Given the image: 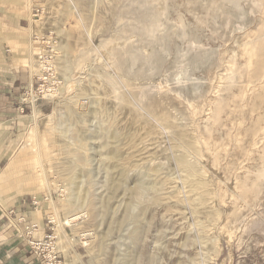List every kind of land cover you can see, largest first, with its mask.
I'll return each mask as SVG.
<instances>
[{"label":"rangeland","instance_id":"obj_1","mask_svg":"<svg viewBox=\"0 0 264 264\" xmlns=\"http://www.w3.org/2000/svg\"><path fill=\"white\" fill-rule=\"evenodd\" d=\"M85 1L22 0L29 17L39 8L36 36L51 31L55 39V74L45 84L57 93L45 95L43 87L35 92L0 178L4 198L47 197L39 206L50 218L56 211L60 221L79 211L59 232L53 226L55 250L65 259L76 253L79 264H264V0H239V7L222 0ZM155 22L152 40L142 29ZM40 47L33 49L36 65ZM155 49L162 52L158 59L148 55ZM216 96L221 102H214ZM210 106L219 115L209 113ZM74 117L85 130L81 153L93 171L84 174L83 162L71 168L79 171L82 193L92 189L98 196L96 220L86 207L67 209L60 191L69 186L59 170L75 150V135L66 131L72 125L78 131ZM34 133L47 141L45 183L38 176ZM115 219L122 223L114 228Z\"/></svg>","mask_w":264,"mask_h":264},{"label":"crops","instance_id":"obj_2","mask_svg":"<svg viewBox=\"0 0 264 264\" xmlns=\"http://www.w3.org/2000/svg\"><path fill=\"white\" fill-rule=\"evenodd\" d=\"M22 0H0V178L16 145L21 131L33 110V103L23 100V92L33 89L37 83L35 54L33 49L37 27L31 26L30 19ZM33 7L31 12L34 16ZM43 31L42 34H44ZM3 178V177H2ZM0 179V264H39V259L29 248L24 236L4 217L2 211L14 208L24 214L27 220H34L39 228L36 236L46 233L45 211L43 204L35 207L30 197L19 199L5 197L1 191ZM3 194V195H2ZM45 199H41L43 202ZM7 206V207H5ZM2 210V211H1ZM42 224V228L40 227ZM22 226H20V231ZM42 230V232H41ZM70 264H79L77 254L66 258ZM68 262V263H69Z\"/></svg>","mask_w":264,"mask_h":264},{"label":"bare ground","instance_id":"obj_3","mask_svg":"<svg viewBox=\"0 0 264 264\" xmlns=\"http://www.w3.org/2000/svg\"><path fill=\"white\" fill-rule=\"evenodd\" d=\"M85 1V0H84ZM93 1H95V0H93ZM150 1V0H149ZM157 1V0H156ZM166 1V0H165ZM30 2H31V0H26V4H28V5H30ZM83 2V1H82ZM86 2V1H85ZM99 2V1H98ZM158 2L159 1H157V2H155V4L157 3L158 4ZM222 2H228V3H230V5L232 6V7H239V0H222ZM244 2V1H243ZM243 2H241V3H243ZM258 2H260V0H258ZM72 3V2H71ZM126 3H127V1H126ZM125 3V4H126ZM165 3V2H164ZM215 4H216V2H214ZM83 4V3H82ZM85 4H87L88 5V2L87 3H85ZM124 3H123V5H125ZM128 4V3H127ZM154 4V2H153V4L152 5H155ZM161 4V3H160ZM213 5V4H212ZM75 6V5H74ZM80 6H82V5H80ZM86 6V5H85ZM136 6V5H135ZM134 5L132 6V7H135ZM160 5H158V7H159ZM163 6V5H162ZM153 7V6H152ZM152 7H151V10L153 11V9H152ZM155 7H157V5L155 6ZM180 7V6H179ZM209 7V6H208ZM207 7V8H208ZM85 8V7H84ZM165 8V7H164ZM242 8H243V5H242ZM251 8V7H250ZM77 9V8H76ZM155 9V8H154ZM178 9V8H177ZM209 9V8H208ZM235 9H237V8H235ZM249 9V8H248ZM156 10V9H155ZM163 10V9H162ZM244 10V9H243ZM147 11V10H146ZM178 11H180V10H178ZM208 12H209V10H207ZM219 11V10H218ZM254 11V10H253ZM120 12V11H119ZM147 12H149V10L147 11ZM155 12H157V10L155 11ZM207 12V13H208ZM249 12V11H248ZM145 13V12H144ZM158 14L160 13V12H157ZM206 13V12H205ZM206 13V14H207ZM222 13V15H223V12H221ZM153 14V17H154V13H152ZM178 14H179V12H178ZM181 14V13H180ZM185 14V13H184ZM209 14V13H208ZM107 15H109L108 13H107ZM183 15V14H182ZM204 15V14H203ZM33 16V14L32 15H30V23H31V26H35L36 24H38L39 23V20L41 19V17L40 18H34V16ZM41 16V15H40ZM156 16H157V18L159 17L157 14H156ZM162 16V15H161ZM160 16V17H161ZM208 16V15H207ZM209 17V16H208ZM227 17V16H226ZM95 18V17H94ZM209 18H211V17H209ZM111 19V18H110ZM120 19V18H119ZM118 19V20H119ZM153 18H151V20H152ZM178 19H180V17L178 18ZM188 19V18H187ZM198 19H199V17H198ZM226 19V18H225ZM227 19H228V17H227ZM202 20V19H201ZM214 20V19H213ZM221 20V19H220ZM120 21V20H119ZM153 21V20H152ZM155 21H156V19H155ZM181 21V20H180ZM179 21V22H180ZM183 21H184V19H183ZM182 21V22H183ZM203 21V20H202ZM139 22V21H138ZM143 22V21H142ZM147 22H148V20H147ZM228 22V21H227ZM226 22V23H227ZM112 23V22H111ZM141 23V22H140ZM148 23H150V22H148ZM202 23H204V21L202 22ZM142 24H144V22L142 23ZM146 24V23H145ZM160 24V23H159ZM159 24L157 23V22H155V23H153V25H151L152 27L150 28V27H148L149 29H147V30H144L145 29V27H146V25H145V27L142 29L143 30V34L144 35H148L149 37H151V39L153 40V36H155V34H154V32L156 33L157 31H156V29H158V27H159ZM180 24H181V22H180ZM184 24H185V22H184ZM228 24V23H227ZM139 25V24H138ZM262 25V24H261ZM107 26V25H106ZM144 26V25H143ZM142 26V27H143ZM149 26H150V24H149ZM213 26V25H212ZM217 26V25H216ZM259 26V25H258ZM133 27V26H132ZM141 27V28H142ZM181 27V26H180ZM184 27V26H183ZM183 27H181V29H182V34H185V31H184V28ZM138 28V27H137ZM140 28V27H139ZM160 28H162V26L160 27ZM134 29V28H133ZM169 29V28H168ZM215 29V28H214ZM213 29V30H214ZM133 31V30H132ZM131 31V32H132ZM140 32V31H139ZM139 32L137 33V31H136V35H142L141 33L139 34ZM187 32V31H186ZM214 32V31H213ZM236 33V32H235ZM239 33V32H238ZM132 34V33H131ZM160 34V33H159ZM134 35V34H133ZM167 36V35H166ZM148 37V38H149ZM163 37V36H162ZM168 37V36H167ZM148 38H146V40L148 39ZM127 39V38H126ZM136 39H137V37H136ZM159 39V38H158ZM110 41V40H109ZM148 41H150V40H148ZM164 41H165V39H164ZM163 41V42H164ZM136 42H138L137 40H136ZM135 42V43H136ZM143 42V41H142ZM167 42V41H166ZM192 42V41H191ZM113 43V42H112ZM165 43V42H164ZM222 43V42H221ZM67 44V43H66ZM128 44V43H127ZM132 44V43H131ZM153 45H154V42L152 43ZM151 44V47L153 46ZM158 44V43H157ZM161 44V43H160ZM200 44H202V42L200 43ZM83 45H85L84 43H83ZM87 45V44H86ZM109 46V45H108ZM111 46V45H110ZM155 46V45H154ZM158 46H160V45H158ZM161 46H162V44H161ZM160 46V47H161ZM163 46H165V48H166V46H168V45H164L163 44ZM55 47V46H54ZM57 47V46H56ZM66 48H67V46H65ZM135 47V46H134ZM144 47V46H143ZM147 47V46H146ZM145 47V48H146ZM149 47V46H148ZM82 48L84 49V47H81V49H79V50H82ZM133 48V47H132ZM162 48H164V47H162ZM218 48V47H217ZM60 49V48H59ZM65 49V48H64ZM106 49V48H105ZM104 49V50H105ZM134 49V48H133ZM135 49H137V48H135ZM134 49V50H135ZM150 49V48H149ZM157 49V48H156ZM155 49V50H156ZM161 49V48H160ZM160 49H158V50H160ZM167 49V48H166ZM165 49V50H166ZM187 49V48H186ZM77 50V49H76ZM123 50H125V49H123ZM131 50V49H130ZM139 50V49H138ZM147 50V49H146ZM158 50H156V51H153L152 50V52L150 53V54H148V55H150L151 56V58L153 59H158V58H160V55H161V53L162 52H160V51H158ZM168 51H169V49H167ZM189 50H191V49H189ZM64 51H68L67 49L66 50H64ZM74 51V50H73ZM106 51V50H105ZM104 51V52H105ZM108 51V50H107ZM141 51H142V49H141ZM161 51H163L164 52V49H162ZM192 51V50H191ZM84 53H85V55H86V52L85 51H83ZM83 52H82V54H83ZM87 52H88V50H87ZM112 51H109V54L111 53ZM134 52V51H133ZM140 52V51H139ZM143 52V51H142ZM146 51H144L143 53H145ZM148 53L150 52V50H148L147 51ZM166 52V51H165ZM78 53H79V51H78ZM107 53V52H106ZM125 55H126V57L127 58H129V59H131V61H132V63H134V61H135V57H134V55H132L131 53H130V51L128 52L127 51V49L125 50ZM130 53V54H129ZM138 53V52H137ZM167 53V52H166ZM165 53V54H166ZM68 54V53H67ZM66 54V52H65V55H67ZM135 54V53H134ZM165 54H164V56H165ZM187 54V53H186ZM80 56H81V54H79ZM78 55V56H79ZM84 55V54H83ZM108 55V54H107ZM111 55H112V53H111ZM177 55V54H176ZM188 55V54H187ZM77 55H76V57H78ZM114 56V55H113ZM150 56H148L149 57V61H150ZM163 56V55H162ZM166 56H167V54H166ZM245 56V55H244ZM70 57V56H69ZM86 57H88V55L86 56ZM122 57V56H121ZM124 57V56H123ZM147 57V58H148ZM171 57V56H170ZM247 57V56H246ZM82 58V57H81ZM85 57H83L82 58V60L84 59ZM89 58V57H88ZM138 58V57H137ZM136 58V59H137ZM242 58V57H241ZM115 59V58H114ZM139 59V58H138ZM137 59V60H138ZM152 59H151V61H152ZM186 59V58H185ZM74 60V59H73ZM87 60V59H86ZM94 60V59H93ZM118 60V59H117ZM169 60V59H168ZM167 60V61H168ZM178 60H180V59H178ZM77 61V60H76ZM84 61V60H83ZM149 62V63H152V62ZM158 61V60H157ZM183 61V60H182ZM63 62V61H62ZM78 62H79V60H78ZM77 62V64H79ZM80 62H82V61H80ZM114 62V61H113ZM116 62V61H115ZM140 62V61H139ZM144 62V61H143ZM147 62V61H146ZM178 62H180V61H178ZM232 62V61H231ZM64 63V65H65V63L66 62H63ZM91 63V62H90ZM145 63V62H144ZM154 63H156V61L155 62H153L152 64H154ZM227 64H229L228 62H226ZM226 63H224V64H226ZM181 64V63H180ZM236 65V64H235ZM66 66V65H65ZM82 66V65H81ZM93 66V65H92ZM131 66V65H130ZM132 66H133V64H132ZM135 66V65H134ZM181 66V65H180ZM67 67V66H66ZM70 67V66H69ZM152 67V66H151ZM131 68V67H130ZM65 69V68H64ZM165 68H163V70H164ZM228 69H230V68H228ZM93 70V69H92ZM132 70V69H131ZM62 71V70H61ZM66 71V69L63 71V72H65ZM217 71V70H216ZM224 71V70H223ZM228 71V70H227ZM98 72V71H97ZM152 72V71H151ZM141 73V72H140ZM204 73H206V72H204ZM209 73V72H208ZM65 74V73H64ZM143 74H144V72H143ZM153 74H154V72H153ZM168 74V73H167ZM183 74V73H182ZM207 74V73H206ZM215 74V73H214ZM218 74V73H217ZM224 74V73H223ZM89 75V74H88ZM145 75H146V73H145ZM193 75V74H192ZM201 75V74H200ZM210 75V74H209ZM222 75V74H221ZM221 75H219L220 76V78L221 77H223V76H221ZM147 76H148V74H147ZM168 76V75H167ZM190 76V75H189ZM204 76V75H203ZM207 76H208V74H207ZM218 76V77H219ZM180 77V76H179ZM188 77V76H187ZM191 78V77H190ZM109 79H111V78H109ZM211 79V78H210ZM219 79V78H218ZM46 80V79H45ZM112 80V79H111ZM111 80H109V83H111ZM192 81H194V80H192ZM200 81V80H199ZM201 81H203V80H201ZM205 81V80H204ZM219 81L221 82V80L219 79ZM47 82H48V80H47ZM91 82H93V81H91ZM90 82V83H91ZM185 82V81H184ZM186 82H189V81H186ZM191 82V81H190ZM205 82H207V81H205ZM217 82H218V80H217ZM225 82V81H224ZM228 82V81H227ZM226 82V83H227ZM90 83H88V84H90ZM94 83V82H93ZM108 83V84H109ZM208 83V82H207ZM228 83H230V82H228ZM252 83V82H251ZM182 84H184V83H182ZM210 84V83H209ZM219 84V82L217 83V85H216V83L214 84V85H216V86H219L220 87V85H222V84H220V85H218ZM238 84H239V82H238ZM255 84H257V83H255ZM259 84V83H258ZM95 85V84H94ZM93 85V86H94ZM112 85V84H111ZM113 85H116V84H113ZM213 85V84H212ZM260 85H262V87H263V84H260ZM90 86V85H89ZM96 86V85H95ZM94 86V87H95ZM44 89H45V95H53V93L54 92H52L50 89V85L48 86V84H45L44 83V85L42 86ZM72 87V86H71ZM91 87H92V85H91ZM91 87H89V88H91ZM124 87V86H123ZM209 87H212L211 86V84H210V86ZM219 87H216L218 90H219ZM222 87V86H221ZM220 87V88H221ZM257 87V86H256ZM114 88V87H113ZM150 88H151V86H150ZM214 89H215V87H213ZM86 89H87V87H86ZM149 89V88H148ZM258 89V88H257ZM261 89V88H260ZM90 90V89H89ZM143 90V89H142ZM217 90V91H218ZM47 91H49V94L47 93ZM51 91V92H50ZM71 91V90H70ZM92 91V90H91ZM144 91V90H143ZM214 91V90H213ZM216 91V92H217ZM253 92H254V94H255V90H252ZM257 92L256 93H261L262 91H260V92H258V90H256ZM116 92V91H115ZM253 92H250V93H253ZM57 93V92H56ZM56 93H54V94H56ZM143 93V92H142ZM97 94V93H96ZM119 94V93H118ZM214 94V93H213ZM233 94H235V93H233ZM262 94V93H261ZM143 95V94H142ZM130 96V95H129ZM215 96V94L213 95V97ZM220 96V95H219ZM251 96H252V94H251ZM212 98V97H211ZM211 98L209 99V101L211 100ZM215 98H217V96L215 97ZM94 99V98H93ZM96 99V98H95ZM99 99V98H98ZM256 99V98H255ZM134 100V99H133ZM251 100H252V97H251ZM136 101V100H135ZM215 101H219V99L217 98L216 100H214V102ZM140 102V101H139ZM213 102V101H212ZM211 102V104H213ZM219 102H221V101H219ZM216 103H218V102H216ZM224 103H225V101L223 102V105H224ZM251 103V102H250ZM83 104V103H82ZM209 104H210V102H209ZM209 104L207 105V106H209ZM210 104V105H211ZM222 103H220V106L222 107V105H221ZM107 105H109V104H107ZM138 105V104H137ZM213 105H215V104H213ZM217 105V104H216ZM101 106H103V105H101ZM131 106V105H130ZM212 106V105H211ZM211 106L210 107H207L208 109V111H209V113L211 112V110H210V108H211ZM218 106V105H217ZM214 107H216V106H214ZM213 106H212V108H214ZM225 107V106H224ZM68 108V107H67ZM101 108V107H100ZM106 108V107H105ZM211 108V109H212ZM69 110V109H68ZM72 110V109H71ZM69 111V112H72V111ZM103 110V109H102ZM215 110V113L217 114L218 112L216 111V110H218V109H213L212 110V112ZM64 111V110H63ZM220 111V110H219ZM257 111V110H256ZM96 112V111H95ZM99 112H102V111H99ZM104 112V111H103ZM106 112V111H105ZM211 112V113H212ZM68 113V112H67ZM66 113V114H67ZM208 113V114H209ZM221 113V112H220ZM258 113V112H257ZM263 113L264 112H262L261 114L263 115ZM69 114H72V113H69ZM77 114V113H76ZM103 114V113H102ZM216 114L214 115L215 117H217L216 116ZM63 115H65L64 113H63ZM207 115V114H206ZM205 115V116H206ZM209 115H211V114H209ZM217 115H219V114H217ZM221 115V114H220ZM256 115V114H255ZM65 116H67V115H65ZM74 115H72V117H73ZM131 116V115H130ZM163 116V115H162ZM204 116V117H205ZM264 116V115H263ZM71 117V118H72ZM76 117V116H75ZM74 117V121H75V118ZM206 117H208V118H211V117H213L212 115H211V117L210 116H206ZM219 117V116H218ZM256 117V116H255ZM132 118V117H131ZM137 118V117H136ZM263 118V117H262ZM69 119V118H68ZM213 120V119H212ZM211 120V121H212ZM262 120L263 119H260V121L262 122ZM67 121V120H66ZM76 121H78L77 122V124H75L74 122V124H75V126H78L79 124V122H81V121H79V119H76ZM210 121V120H209ZM208 121V122H209ZM210 121V122H211ZM215 121H216V118H215ZM259 121V123H261ZM71 122V121H70ZM69 122V123H70ZM264 122V121H263ZM262 122V123H263ZM72 123V122H71ZM72 123V124H73ZM215 123V122H214ZM218 123V122H217ZM37 124V123H36ZM60 124H62V120H61V123ZM87 124V123H86ZM213 124V121H212V123H211V125ZM251 124H253V122H251ZM251 124H250V127H251ZM264 124V123H263ZM210 125V126H211ZM254 125V124H253ZM214 126V125H213ZM61 127V126H60ZM74 126L72 125V126H70L69 128H67V130L66 131H68L69 133H71V134H73V136H74V138H75V142H74V144H73V146H75V147H73V148H70V150H72L73 151V157L71 158H69V159H67L66 157L64 158V159H66L65 161V163H67L68 162V164L66 165L65 163L62 165V167H61V169L59 170L58 169V167H56L58 170H59V174L61 175V176H63V177H65L68 181H69V186L68 187H61V189H60V191H62V192H64L65 191V196H66V198L64 199V205H65V207L67 208V209H72V210H75V208H76V210H78L79 209V206L81 207H86L88 210H89V212H90V216L92 217V219L93 220H96L97 219V217H98V214H100L99 213V210H98V206H97V203H98V200H97V198L96 197H98L97 195L95 196V194L93 193V191H91L92 189H89V188H87V189H89V190H86L84 193H82V191H81V186H80V181H79V177H78V175H79V171H74L75 169H72L71 167V164H72V162H83V166H85V168L84 167H82V169H86V171L84 172V174H88V173H90L91 172V166L90 167H86V166H89L88 164H90L88 161V159L87 158H85L86 156H87V154H86V156L84 157L83 155L85 154H82L81 153V150L84 148L83 147V144H86L84 141H82V142H84V143H81V139H82V137L85 135V130L83 129V128H81V127H79V129H78V131H75L77 128L76 127H74V128H76V129H72ZM55 128H59V125H57V126H55ZM212 128V127H211ZM247 128V127H246ZM86 129V128H85ZM206 129V128H205ZM247 129H249V127L247 128ZM38 130V129H37ZM104 130V129H103ZM251 129H249V131H250ZM66 131H64V132H62V135H67L68 136V132H66ZM75 131V132H74ZM66 132V133H65ZM93 132H94V130H93ZM251 132V131H250ZM249 132V133H250ZM65 133V134H64ZM209 133V132H208ZM70 134V135H71ZM100 134V133H99ZM104 134V133H103ZM252 134V133H251ZM263 134V133H262ZM34 135V138H35V143H33L34 145V147H33V150L35 151V155H36V165H37V167L39 168V180L41 181V182H43V183H45L46 182V174H45V165H44V156L45 155H43V153L47 150V147H45V143H47V141L44 139V138H39V141H38V135L36 136V134L34 133L33 134ZM101 135H102V133H101ZM105 135V134H104ZM248 135V134H247ZM72 136V135H71ZM86 136V135H85ZM90 136V135H89ZM92 136V135H91ZM91 136H90V138H91ZM94 136V135H93ZM249 136V135H248ZM251 136V135H250ZM42 137H44V136H42ZM252 137V136H251ZM42 140H43V143L45 144V145H42ZM34 141V140H33ZM65 142V141H64ZM246 143V142H245ZM67 144V143H66ZM69 146V145H68ZM90 146H91V144H90ZM101 146V145H100ZM246 146V145H245ZM261 146V145H260ZM259 146V147H260ZM263 146V145H262ZM69 147H71V146H69ZM103 147H105V146H103ZM259 147H258V149H259ZM68 148V147H67ZM92 148V147H91ZM48 149H50V148H48ZM64 149V148H63ZM92 149H94V148H92ZM99 149V148H98ZM43 150H44V152H43ZM65 150V149H64ZM95 150V149H94ZM257 150V149H256ZM83 151V150H82ZM259 151V150H258ZM69 152H71V151H69ZM66 154V153H65ZM71 154V153H70ZM250 155H252V154H250ZM257 155V154H256ZM70 156V155H69ZM94 156V155H93ZM92 156V157H93ZM257 157H259V156H257ZM256 157V158H257ZM253 158H255V157H253ZM261 158V157H260ZM92 159V158H91ZM246 159V158H245ZM251 159H252V157H251ZM258 159V158H257ZM257 159H255V160H257ZM258 161V160H257ZM75 163V164H76ZM248 163H250V162H248ZM78 164V163H77ZM246 164V163H245ZM244 164V165H245ZM56 165V164H55ZM90 165H92V164H90ZM246 165H248V164H246ZM79 166V165H78ZM258 166L259 165H257V168H258ZM74 167H76V166H74ZM60 168V167H59ZM251 168V167H250ZM250 168H248V169H250ZM255 169H256V167H255ZM244 170H246V169H244ZM251 170H253V169H251ZM81 171H83V170H81ZM93 171V170H92ZM250 171V170H249ZM55 173V172H54ZM82 174V173H81ZM97 174V173H96ZM57 175V174H56ZM249 175H251V174H249ZM85 176V175H84ZM261 177L263 178V180H264V170L262 171V174H261ZM86 178V177H85ZM87 178H88V176H87ZM65 179V180H66ZM81 179V178H80ZM250 179H252V177L250 178ZM84 180V179H83ZM85 180H87V179H85ZM248 181H249V179H248ZM84 182V181H83ZM113 182V181H112ZM111 182V183H112ZM58 183V182H57ZM84 183H86V182H84ZM87 183L88 184H91V183H93V181H92V179L91 178H89L88 179V181H87ZM110 183V182H109ZM249 183V182H248ZM88 184H86V185H88ZM57 186V185H56ZM90 187V186H89ZM114 187H116V185L115 186H111L110 187V189H112L113 191H114ZM91 188V187H90ZM68 190V191H67ZM111 190V191H112ZM112 191V192H113ZM66 192H68L67 193V195H66ZM61 193V192H60ZM63 195V194H62ZM243 196V195H242ZM260 198V197H259ZM99 199V198H98ZM240 201H241V199H239ZM102 202H103V200H101ZM101 202V203H102ZM104 203V202H103ZM99 204H100V202H99ZM101 205V204H100ZM104 205V204H103ZM99 207H101V206H99ZM103 207H101L100 209H102ZM211 209V208H210ZM54 211H55V209H53ZM197 211V210H196ZM78 212L79 211H76L75 213H72V214H70V215H68L63 221H60L59 219V217L57 216L58 214L56 213V211H55V214H54V216H55V218L54 217H52V218H50V219H52L51 221L54 223V228L56 229V231L57 232H59L60 230H62V227H63V225L64 224H67V225H69V224H71V222L73 221L74 222V220L76 219V218H78L79 217V215H77L78 214ZM88 212V211H87ZM127 213V212H126ZM84 214V213H83ZM91 219V218H90ZM81 220V219H80ZM130 220H131V218H130ZM122 223V219H115V220H112V223H111V227H114V226H117V225H119V224H121ZM124 224V223H123ZM109 226V227H110ZM122 226V225H121ZM115 228V227H114ZM136 232V231H135ZM140 236V235H139ZM58 237V236H57ZM134 237V236H133ZM136 237H138L137 236V234H136ZM135 238V237H134ZM83 244L84 245H87V241L85 240V241H83ZM106 262V261H105Z\"/></svg>","mask_w":264,"mask_h":264},{"label":"built area","instance_id":"obj_4","mask_svg":"<svg viewBox=\"0 0 264 264\" xmlns=\"http://www.w3.org/2000/svg\"><path fill=\"white\" fill-rule=\"evenodd\" d=\"M39 13V8L34 10V16ZM33 42L35 47H40L36 53L37 57V72L36 87L23 92V100H28L34 103L37 100L38 94L42 85L45 83V79L50 80L54 77L55 67L53 64L55 57L54 45L56 44L55 39L51 31H47L41 36H33ZM38 92L36 95L35 92ZM40 91V92H39ZM47 197H45L46 199ZM30 202L33 206L39 207L40 199L32 195ZM2 211V210H1ZM4 217L9 223L19 232L20 236H24L29 248L39 259V264H69L63 252L61 250H55V239L54 234V223L51 221L49 214H45L46 228L50 233H44L42 236H36L35 232L38 230V223L34 220H27L24 214L17 213L14 208H8L2 211ZM51 224V226H49ZM20 226L22 230L20 231Z\"/></svg>","mask_w":264,"mask_h":264}]
</instances>
